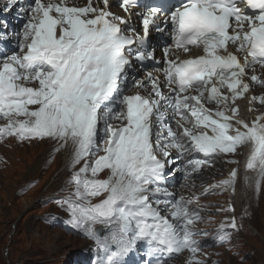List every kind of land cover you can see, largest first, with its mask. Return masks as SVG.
Returning a JSON list of instances; mask_svg holds the SVG:
<instances>
[{
  "label": "snow or ice",
  "instance_id": "1",
  "mask_svg": "<svg viewBox=\"0 0 264 264\" xmlns=\"http://www.w3.org/2000/svg\"><path fill=\"white\" fill-rule=\"evenodd\" d=\"M108 8L109 0H33L18 50L0 55V139L70 149L71 191L55 203L95 242L92 264H125L141 246L145 264L185 250L188 264H204L196 237L208 232L194 227L203 209L166 185L178 171L187 180L243 148V177L230 160L237 167L216 187H264V112L249 120L238 103L264 106V91L250 95L253 85L264 90V0H184L163 17L162 6H151L138 13L139 27ZM153 30L171 40L160 60ZM148 62L156 67L139 78ZM240 227L226 219L216 239L230 243Z\"/></svg>",
  "mask_w": 264,
  "mask_h": 264
},
{
  "label": "rangeland",
  "instance_id": "2",
  "mask_svg": "<svg viewBox=\"0 0 264 264\" xmlns=\"http://www.w3.org/2000/svg\"><path fill=\"white\" fill-rule=\"evenodd\" d=\"M38 145L16 147L10 153L13 165L0 170V264H71L70 250L74 252L87 243L40 220L41 212L46 210L40 205V199L59 188L66 172L60 178L62 167L60 170L44 168L46 161L42 152L48 144L40 142ZM33 178L39 179L38 184L25 194H17V188ZM251 195L250 192L249 210L253 211L256 201ZM242 204L238 201L237 207ZM259 210L250 225L257 223L253 224L255 229L264 235V194ZM241 241L243 248L251 251H248L250 258L239 261L227 254L222 264H264V236L259 237L249 229L243 233Z\"/></svg>",
  "mask_w": 264,
  "mask_h": 264
},
{
  "label": "bare ground",
  "instance_id": "3",
  "mask_svg": "<svg viewBox=\"0 0 264 264\" xmlns=\"http://www.w3.org/2000/svg\"><path fill=\"white\" fill-rule=\"evenodd\" d=\"M85 0H83L84 2ZM74 2V1H73ZM111 5L114 4V2H110ZM82 5H86V3L84 2ZM17 6V4L15 5V7L13 9H15ZM100 7H104L103 5H100ZM23 9V8H22ZM109 10V9H108ZM112 13L114 14H118L123 16L124 18H127L128 15H125V13H123L122 11H119L117 9H114L112 11ZM138 13H141V11H136L135 13H132L133 16V20L131 21L132 24L136 25L139 27L140 25V19L141 17L138 15ZM163 17V16H162ZM159 39H162V41L159 43ZM150 43L152 45V47H154L156 49V58L158 60L163 58V53L161 51L162 47L167 43V39H166V33H156L155 30H153L152 35L150 37ZM154 67H156V65L153 63V65L151 66L150 70L151 71ZM258 74L264 73V69H259L257 70ZM144 75L141 76V78H143ZM167 89H165L166 91ZM248 194L250 195V191L247 189H243V190H237L235 196H234V201L236 206L238 205V201H241L240 199H243V201H241L242 203L248 204L250 203ZM252 196V195H251ZM253 199V198H252ZM255 201V200H254ZM24 204V203H23ZM28 205V204H27ZM253 224H257V223H253ZM251 224L252 230H254V232H256V234L261 237L264 236L262 233H260L259 231H257L254 227V225ZM61 237V236H59Z\"/></svg>",
  "mask_w": 264,
  "mask_h": 264
}]
</instances>
